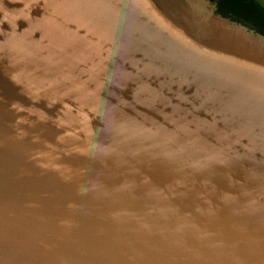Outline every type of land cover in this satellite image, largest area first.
Instances as JSON below:
<instances>
[{
	"label": "water",
	"instance_id": "obj_1",
	"mask_svg": "<svg viewBox=\"0 0 264 264\" xmlns=\"http://www.w3.org/2000/svg\"><path fill=\"white\" fill-rule=\"evenodd\" d=\"M0 264H264V14L0 0Z\"/></svg>",
	"mask_w": 264,
	"mask_h": 264
},
{
	"label": "trees",
	"instance_id": "obj_2",
	"mask_svg": "<svg viewBox=\"0 0 264 264\" xmlns=\"http://www.w3.org/2000/svg\"><path fill=\"white\" fill-rule=\"evenodd\" d=\"M242 1L264 14V6H261V3L258 2L257 0H242Z\"/></svg>",
	"mask_w": 264,
	"mask_h": 264
},
{
	"label": "rangeland",
	"instance_id": "obj_3",
	"mask_svg": "<svg viewBox=\"0 0 264 264\" xmlns=\"http://www.w3.org/2000/svg\"><path fill=\"white\" fill-rule=\"evenodd\" d=\"M257 1L261 3V6H264V0H257Z\"/></svg>",
	"mask_w": 264,
	"mask_h": 264
}]
</instances>
